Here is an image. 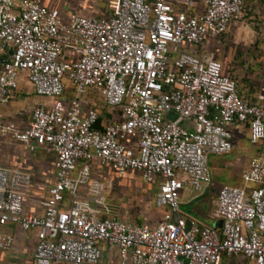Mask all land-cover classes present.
I'll use <instances>...</instances> for the list:
<instances>
[{"label":"built area","instance_id":"obj_1","mask_svg":"<svg viewBox=\"0 0 264 264\" xmlns=\"http://www.w3.org/2000/svg\"><path fill=\"white\" fill-rule=\"evenodd\" d=\"M106 2L102 15L86 16L44 0H0V104L23 76L51 99L32 104L27 126L2 124L0 133L55 155L37 213L24 209L30 174L0 164V250L13 246L3 229L15 225L35 231L34 264H103L104 247L118 264H221L223 255L264 264V98L243 95L222 62L200 51L246 17L245 0ZM88 90L118 111L115 120L98 125V111L83 106ZM234 131L254 145L241 172L252 185L220 186V227L180 215V190L211 182L208 156L231 152ZM80 160L157 184L161 218L109 216L106 185L88 163L76 172Z\"/></svg>","mask_w":264,"mask_h":264},{"label":"crops","instance_id":"obj_2","mask_svg":"<svg viewBox=\"0 0 264 264\" xmlns=\"http://www.w3.org/2000/svg\"><path fill=\"white\" fill-rule=\"evenodd\" d=\"M45 2L46 0L44 1V3ZM256 3L257 0H245L248 15L255 12L254 10H252V7ZM243 20H245V18L234 22L228 32L224 34L226 43L228 42L230 35L236 36V39L238 40L241 37L242 33H246L248 26L244 27ZM215 37L216 36L210 37L204 46L206 47L207 44L214 43L216 39ZM237 65L239 66V59H237ZM240 77L237 75V77L233 78L240 79ZM20 83L21 86L18 85L19 87H17L13 91L10 98L5 103L0 104V125L11 123L14 124L17 128H24L30 121L32 106L31 104L39 102L49 103L51 101L50 98L37 96L36 94H34L31 84L24 76L19 84ZM238 85L243 95H261L264 98L263 88H258L255 86L250 88L251 84H249V82H238ZM70 93L71 88L66 89L67 97L68 95H71ZM82 101L84 109L89 107L95 108L98 111L99 126L109 121L115 120L118 116V111L107 108L101 95L94 90H88L83 96ZM25 104H27V106H25ZM25 107L27 108L25 109ZM245 134L246 136L248 135L247 132H245ZM0 138H2L0 142V164L6 167L22 169L30 174V186L25 195L24 209L28 212L34 213L41 211V201L45 198L47 187L52 183L54 178V153L45 146H37L34 148V150H29L23 143L15 140L10 133H0ZM247 154L252 157L255 154V148L253 147V152H248ZM241 157L243 156H239L238 159L240 160ZM209 159L214 176H224L228 181L236 183L240 182V178L237 177V175H240L245 164H243L241 167L238 165L239 167L237 169H233L231 166L227 167L226 160L224 159L216 158L215 156H211L209 157ZM239 160L236 161L238 162ZM86 163H88L90 168V177L92 179L103 182L106 185V192L110 183H113L115 181L117 182L119 181V179L122 180L123 178L128 182H133L134 179H131V175L136 173L138 176H140L139 172L133 170L129 171L130 173L127 172L128 175H126V173L124 176H119L108 165H101L96 160H80L76 164V172L81 170L83 165ZM190 194L191 190L189 189H185L184 191L180 192L181 205L183 206L184 204L199 202L200 200L207 197V201H202L203 203L206 202L207 206L204 209H195L196 212L192 213V218H196L202 223L214 226V223L218 221L214 217L217 197L216 191L214 192L213 189L207 188V191L204 192V194L197 197H191ZM185 198L186 200H184ZM158 209H160L161 218L164 208ZM179 213L186 218H191V215H185L181 212ZM3 230L11 232L14 235V244L9 250H0V264H34L33 252L36 242L35 231H23L17 228L15 225H8ZM102 262L103 264H118L116 250L114 248L104 247L102 251ZM221 264H254V262L253 260L246 259L240 255H223L221 257Z\"/></svg>","mask_w":264,"mask_h":264},{"label":"rangeland","instance_id":"obj_3","mask_svg":"<svg viewBox=\"0 0 264 264\" xmlns=\"http://www.w3.org/2000/svg\"><path fill=\"white\" fill-rule=\"evenodd\" d=\"M46 2L45 3L49 6L59 8L65 14L78 13L86 16L102 15L107 6L106 0H46ZM252 10L255 12L249 15L247 14L245 20H243L244 27L248 26L246 33H242L238 40L236 36L230 35L226 43L224 34H219L216 35L214 43H209L206 47L203 46L200 51H205L212 54L215 59L221 60L226 73L231 74L233 77H237V75L239 77L241 76L240 79L235 78L239 83L249 82V84H251L250 88L255 86L264 89V0H257ZM190 49L191 48H187L186 50L190 51ZM237 59H239V66L237 65ZM21 83L19 86H21ZM25 106H27V104H25ZM26 108L27 107H25V109ZM233 136L234 147L231 152L221 155L211 154V156L224 159L226 160L227 167L231 166L233 169H237L239 166L241 167L243 164H247L250 159V155L247 153L253 152L254 145L247 138L245 131H234ZM1 139L2 138H0V142ZM211 156H208L211 182L201 183L200 190H195L193 187L186 185L180 192L189 189L191 190L190 196L197 197L204 194L207 188H211L217 193L222 184L230 186L252 185V183L242 180L241 173L237 175V177L240 178L239 183L228 181L224 176H214L211 163L209 162V157ZM239 156L243 157L239 160ZM236 160L239 161L237 162ZM126 175H128V173ZM130 177L132 180L134 179L133 182H128L123 178L122 180L119 179V181H115L108 185V190L104 193L105 203L110 210L108 215L123 220L133 221L138 224H150L159 220L160 209L155 205L157 184L148 185L144 183L141 176H138L136 173ZM186 198L184 200H186ZM207 199L206 197L199 202L184 204L182 206L179 194V212L185 215H191L190 217L192 218V213L196 212L195 209H204L207 206L206 202H202L204 200L207 201Z\"/></svg>","mask_w":264,"mask_h":264},{"label":"water","instance_id":"obj_4","mask_svg":"<svg viewBox=\"0 0 264 264\" xmlns=\"http://www.w3.org/2000/svg\"><path fill=\"white\" fill-rule=\"evenodd\" d=\"M169 118L172 119V120L175 119V118H176V114L173 113V112H170V113H169ZM214 226H216V227H220V226H221V220L216 221V222L214 223Z\"/></svg>","mask_w":264,"mask_h":264}]
</instances>
